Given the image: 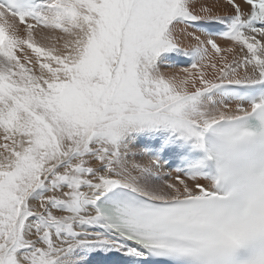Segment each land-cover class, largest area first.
Wrapping results in <instances>:
<instances>
[{
  "label": "snow or ice",
  "instance_id": "6c2138e0",
  "mask_svg": "<svg viewBox=\"0 0 264 264\" xmlns=\"http://www.w3.org/2000/svg\"><path fill=\"white\" fill-rule=\"evenodd\" d=\"M0 264H264V0H0Z\"/></svg>",
  "mask_w": 264,
  "mask_h": 264
},
{
  "label": "bare ground",
  "instance_id": "6f19581e",
  "mask_svg": "<svg viewBox=\"0 0 264 264\" xmlns=\"http://www.w3.org/2000/svg\"><path fill=\"white\" fill-rule=\"evenodd\" d=\"M219 10H220V11H223V12L225 11V9H223V8H221V9H219Z\"/></svg>",
  "mask_w": 264,
  "mask_h": 264
},
{
  "label": "rangeland",
  "instance_id": "374dc122",
  "mask_svg": "<svg viewBox=\"0 0 264 264\" xmlns=\"http://www.w3.org/2000/svg\"><path fill=\"white\" fill-rule=\"evenodd\" d=\"M223 13V11H221Z\"/></svg>",
  "mask_w": 264,
  "mask_h": 264
}]
</instances>
